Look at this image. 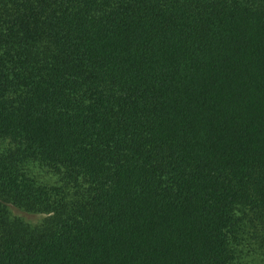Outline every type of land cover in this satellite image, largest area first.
<instances>
[{
	"label": "trees",
	"instance_id": "trees-1",
	"mask_svg": "<svg viewBox=\"0 0 264 264\" xmlns=\"http://www.w3.org/2000/svg\"><path fill=\"white\" fill-rule=\"evenodd\" d=\"M0 141V264H264V0H0Z\"/></svg>",
	"mask_w": 264,
	"mask_h": 264
},
{
	"label": "rangeland",
	"instance_id": "rangeland-1",
	"mask_svg": "<svg viewBox=\"0 0 264 264\" xmlns=\"http://www.w3.org/2000/svg\"><path fill=\"white\" fill-rule=\"evenodd\" d=\"M10 144L11 143H9L8 141H0V151L8 150V148H11L12 145ZM30 170L32 171L33 176H35L41 182L55 183L58 177V175L40 165L39 163H31ZM11 209V212H13V214L21 216L24 220L32 224L39 222L44 216L42 214L27 213L14 207H11Z\"/></svg>",
	"mask_w": 264,
	"mask_h": 264
}]
</instances>
